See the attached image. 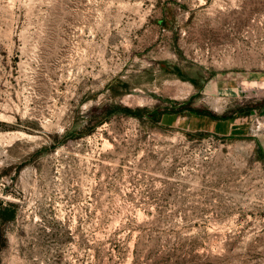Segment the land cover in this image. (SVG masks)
Here are the masks:
<instances>
[{"label":"rangeland","instance_id":"374dc122","mask_svg":"<svg viewBox=\"0 0 264 264\" xmlns=\"http://www.w3.org/2000/svg\"><path fill=\"white\" fill-rule=\"evenodd\" d=\"M258 116L264 0H0V264H264Z\"/></svg>","mask_w":264,"mask_h":264},{"label":"crops","instance_id":"0c3cea01","mask_svg":"<svg viewBox=\"0 0 264 264\" xmlns=\"http://www.w3.org/2000/svg\"><path fill=\"white\" fill-rule=\"evenodd\" d=\"M245 113L227 114L223 117L200 111H174L163 113L159 123L165 128L189 133H208L220 137L244 136L251 125L243 118ZM260 151L264 154V132L256 135Z\"/></svg>","mask_w":264,"mask_h":264},{"label":"trees","instance_id":"16d2710c","mask_svg":"<svg viewBox=\"0 0 264 264\" xmlns=\"http://www.w3.org/2000/svg\"><path fill=\"white\" fill-rule=\"evenodd\" d=\"M116 113H123L127 116H135L137 118L142 117V114L140 113V111L132 110L130 108H123V109L115 108L114 110L109 112V117L113 116ZM107 114H108V112H107ZM160 117H161V115H159V116L157 114L154 115V118L159 120V121H160ZM11 219H13V215L12 214H10L9 216L6 215V210H2L1 205H0V226H1V223H4L6 221H10Z\"/></svg>","mask_w":264,"mask_h":264},{"label":"built area","instance_id":"2783aa9c","mask_svg":"<svg viewBox=\"0 0 264 264\" xmlns=\"http://www.w3.org/2000/svg\"><path fill=\"white\" fill-rule=\"evenodd\" d=\"M255 123H256V126L253 129L254 136L259 135L264 132V116L255 117Z\"/></svg>","mask_w":264,"mask_h":264}]
</instances>
